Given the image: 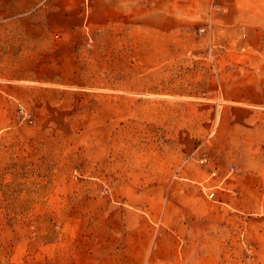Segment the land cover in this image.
I'll return each instance as SVG.
<instances>
[{
  "label": "crops",
  "instance_id": "1",
  "mask_svg": "<svg viewBox=\"0 0 264 264\" xmlns=\"http://www.w3.org/2000/svg\"><path fill=\"white\" fill-rule=\"evenodd\" d=\"M85 21L191 31L210 50L196 56L222 69L205 76L217 86L203 97L172 103L190 111L175 119L185 127L180 149L126 182L133 192L117 195L110 215L117 226L81 237L78 264H264V0H0L2 92L45 81L38 71L61 46L77 61ZM199 105L216 111L203 121L213 131L199 133Z\"/></svg>",
  "mask_w": 264,
  "mask_h": 264
},
{
  "label": "rangeland",
  "instance_id": "2",
  "mask_svg": "<svg viewBox=\"0 0 264 264\" xmlns=\"http://www.w3.org/2000/svg\"><path fill=\"white\" fill-rule=\"evenodd\" d=\"M126 25L85 21L77 61L59 47L38 71L46 80L12 96L0 79V264H78L81 237L117 226L110 215L116 196L133 192L126 182L180 149L185 127L175 119L190 111H175V99L217 86L205 76L222 66L196 56L210 50L191 31ZM215 116L199 105V133L213 131L203 121Z\"/></svg>",
  "mask_w": 264,
  "mask_h": 264
},
{
  "label": "built area",
  "instance_id": "3",
  "mask_svg": "<svg viewBox=\"0 0 264 264\" xmlns=\"http://www.w3.org/2000/svg\"><path fill=\"white\" fill-rule=\"evenodd\" d=\"M20 112H21V113H23V112H24V110L21 108V109H20ZM24 116L26 117V115H24Z\"/></svg>",
  "mask_w": 264,
  "mask_h": 264
}]
</instances>
